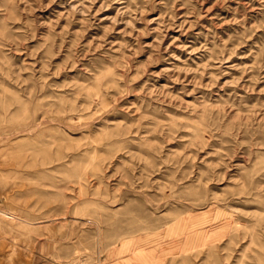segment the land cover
<instances>
[{
  "label": "rangeland",
  "instance_id": "rangeland-1",
  "mask_svg": "<svg viewBox=\"0 0 264 264\" xmlns=\"http://www.w3.org/2000/svg\"><path fill=\"white\" fill-rule=\"evenodd\" d=\"M0 264H264V0H0Z\"/></svg>",
  "mask_w": 264,
  "mask_h": 264
}]
</instances>
